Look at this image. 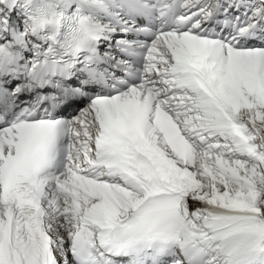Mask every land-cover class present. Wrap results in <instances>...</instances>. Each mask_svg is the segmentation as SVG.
I'll return each mask as SVG.
<instances>
[{
    "label": "snow or ice",
    "instance_id": "6c2138e0",
    "mask_svg": "<svg viewBox=\"0 0 264 264\" xmlns=\"http://www.w3.org/2000/svg\"><path fill=\"white\" fill-rule=\"evenodd\" d=\"M0 264H264V0H0Z\"/></svg>",
    "mask_w": 264,
    "mask_h": 264
}]
</instances>
